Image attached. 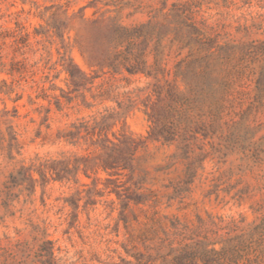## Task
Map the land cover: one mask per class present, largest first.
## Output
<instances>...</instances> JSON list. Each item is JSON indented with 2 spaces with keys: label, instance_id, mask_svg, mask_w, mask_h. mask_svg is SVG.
<instances>
[{
  "label": "rangeland",
  "instance_id": "1",
  "mask_svg": "<svg viewBox=\"0 0 264 264\" xmlns=\"http://www.w3.org/2000/svg\"><path fill=\"white\" fill-rule=\"evenodd\" d=\"M187 1L191 0H0L1 248L51 241L59 264H127L133 259L126 251L142 250V240L152 238L148 228L167 223L166 218L195 222L199 216L212 215L260 222L264 212L256 209L264 202V106L253 108L242 121L235 119L242 123L234 130V148L226 157L213 154L212 145L219 140L197 142L207 157L196 165L191 192L169 202L173 190L167 186L184 178L185 162L177 156L176 146L148 139L151 124L141 100L126 109L128 99H136L138 90L153 81L127 72L113 74L105 66L116 26L145 24L164 5L169 9ZM195 1L201 3L196 19L221 33V44L233 41L246 48L245 100L237 111L246 110L257 96L260 74L264 83V55L251 52L253 45L264 44V0ZM65 59L93 78V84L74 92ZM80 94L86 96V104ZM260 96L264 102V92ZM69 98L74 100L68 102ZM109 113L117 115L114 132L124 131L144 142L134 171L119 177L123 183L130 181L132 189L136 184L142 187L140 192L150 199L127 213V228L118 222L116 196L105 192L104 172L91 179L81 175L85 188L81 183L53 181L42 188L41 177L34 172L38 180L34 194L17 188L7 198L5 186L21 167L37 169L84 154L60 138L72 123ZM10 126L19 147L12 153ZM254 153L260 160L252 157ZM89 190L96 204L86 206ZM74 198L81 199L78 209L67 202Z\"/></svg>",
  "mask_w": 264,
  "mask_h": 264
},
{
  "label": "trees",
  "instance_id": "2",
  "mask_svg": "<svg viewBox=\"0 0 264 264\" xmlns=\"http://www.w3.org/2000/svg\"><path fill=\"white\" fill-rule=\"evenodd\" d=\"M200 5L195 0L174 3L169 9L164 5L145 24L116 26L104 61L113 74L127 72L130 76L142 75L153 81L147 88L138 90L136 99H128L126 109L141 100L151 124L148 139L176 146L177 156L185 162L184 178L167 186L173 190L168 196L169 202L183 200L184 195L191 192L197 175L196 165L207 157L197 142L219 140L217 146L212 145L213 154H219V159L226 157L234 148L236 127L253 108L264 106L260 98L264 92L260 74L256 98L248 109L237 111L245 100L246 48L233 41L221 44V33L196 19V8ZM251 52L263 56L264 44L253 45ZM64 62L74 92L93 84V78L76 65L66 59ZM79 96L86 104V96ZM73 100L69 98L68 102ZM119 107L123 109L122 104ZM116 117L109 113L93 121L82 119L72 123L60 138L84 154L40 164L37 169L21 167L5 186L7 198L11 199L17 188L22 189L21 193L27 191L28 196L34 194L38 181L34 179V172L41 177L42 188L50 181L81 183L85 188L88 185L81 182V175L91 179L92 175L104 172L108 175L105 192L116 196L120 205L118 222L127 228V213L133 214V207L145 206L150 199L140 192L142 187L137 184L132 189L128 186L130 181H119L124 173L134 171L136 155L144 142L124 131L114 132ZM237 117L241 121H235ZM18 148L16 134L10 126L8 150L12 153ZM258 156L259 153L252 155L260 160ZM98 181L95 179L96 187ZM87 194L86 206L96 204L91 199V190ZM80 201L74 198L67 202L78 209ZM114 204L111 202L112 206ZM114 210L112 207V212ZM256 212H264V202L258 205ZM166 220L165 224L148 228L147 234L152 238L142 240V250L126 251L133 259L127 264H264V214L259 223L249 224L244 218L212 215L199 216L195 222L178 218ZM134 221L138 220L134 218ZM0 264L59 263L53 243L44 241L39 245L17 243L0 247Z\"/></svg>",
  "mask_w": 264,
  "mask_h": 264
}]
</instances>
